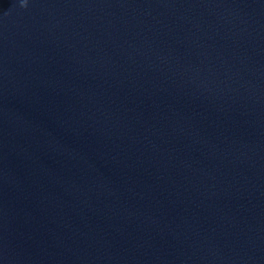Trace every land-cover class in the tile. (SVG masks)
Masks as SVG:
<instances>
[{
	"label": "water",
	"instance_id": "1",
	"mask_svg": "<svg viewBox=\"0 0 264 264\" xmlns=\"http://www.w3.org/2000/svg\"><path fill=\"white\" fill-rule=\"evenodd\" d=\"M0 264H264V0H0Z\"/></svg>",
	"mask_w": 264,
	"mask_h": 264
}]
</instances>
